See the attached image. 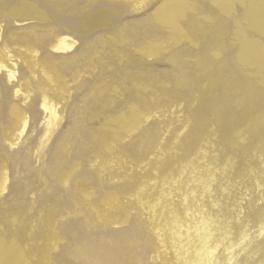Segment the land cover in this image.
<instances>
[{"label": "bare ground", "instance_id": "bare-ground-1", "mask_svg": "<svg viewBox=\"0 0 264 264\" xmlns=\"http://www.w3.org/2000/svg\"><path fill=\"white\" fill-rule=\"evenodd\" d=\"M154 1L0 0V73H5L8 81L5 84L0 76V104L5 101L12 103L11 99L16 97L21 101L8 113L3 136L9 148L15 147V150L6 157L0 148V202L9 201L6 208L0 207L3 212H0V264H144L142 258L131 257L129 246L140 234L136 227L126 237L108 240L104 231L92 228L83 231L71 225L68 228L71 237L63 244L66 223L70 220L64 219L65 213L73 212L74 219L78 220L79 212L83 213L80 206L89 204L94 219L91 218L87 225H94V228L106 227V224L123 226L129 220L124 209L132 210L134 206H141L152 214L151 218L157 217L160 215L158 206L164 204L165 197L172 195L168 188L183 182L187 171L190 173L189 182L194 187L191 193L200 188L201 195L205 196L216 186L220 197L212 200L214 207L220 206L222 198H230L229 184L215 183L216 170L222 167L205 164L200 171L192 166L197 156L207 152L206 145L212 143L211 136L217 135L213 126L202 142L206 127L215 123L220 128L223 125L218 122L228 120L224 137L234 136V141L240 143L246 139L245 129L256 119L261 122L264 119V0H162L147 17L131 21L119 19L126 12L139 13ZM29 20L34 23L28 24L25 33L17 37L15 33H9L12 23L19 25ZM115 24V30L109 31L108 27ZM38 27H41L40 31ZM105 28L107 30L97 38H88L93 32ZM79 41L85 46L78 51ZM45 46L48 54L41 58L39 53ZM134 52L140 58L133 56ZM132 56L135 60L130 64L131 68L129 63H122L124 72L119 84L112 85L108 72H111L115 60H129ZM163 56L173 65V70H152L151 63L158 62ZM18 60L27 68V75H22ZM140 69L149 70L144 72ZM86 72L95 74L96 82L83 95V105L74 102L71 110L73 126L61 136L54 137L64 119L65 108L69 106L72 88L83 87ZM121 85H130L135 93L129 95L128 110L124 107L120 114L105 117L101 127H87L88 103L99 102L107 93L108 98L104 101L108 100L112 90ZM117 93L120 89L116 90ZM120 94L125 95V92ZM162 96L185 100L190 106L197 102L199 106L176 128L170 146L163 148L162 138L155 156L159 160L155 164L160 163L161 166L166 153H172L174 158L177 143L192 126L193 120L196 119L198 124L194 121L193 139L187 142L188 149L180 157L176 154L180 160L176 170L163 177L167 172L163 167L153 166L155 171L152 174L146 172L147 167L136 178L131 174L135 164L128 167L130 155L122 142L136 136L133 145L136 149L146 145L148 139L151 141L152 128L148 129L144 124L155 117H163L174 107V103H169L165 108ZM111 100L114 102L115 97ZM203 103L207 106L202 107ZM27 106L31 109L27 110ZM214 107H217L213 113L216 120L207 122ZM42 112L46 114L45 121L37 126ZM30 123L35 125L34 134L26 137ZM84 136L87 137L85 150L92 147L98 153L94 155L92 169L88 171L80 168L78 156L73 153L74 142L80 140L84 143ZM25 142L27 146L22 147ZM119 146H122L120 152ZM33 162L39 163L37 167L34 168ZM149 164L150 161L141 170ZM116 165L118 169L125 168L126 173L117 176L112 186L118 190L116 194L126 196L116 195L109 199L107 208L101 213L95 205L97 200L94 199V183L91 181L93 171L97 169L100 177ZM12 166H19V171L29 170V174L37 176L27 183L17 180L22 188L13 195V201L9 199L12 194H6L9 188L12 189L10 192L17 189V184L8 185ZM126 176L133 180L119 183ZM115 177L111 176V179ZM35 184L44 185L45 191L37 190ZM157 185L162 187L161 193L152 192ZM70 188H76L80 197H76L79 199L76 209L65 211L71 208V204L63 203L57 195L60 190L69 191ZM32 194L35 195L33 201L28 203ZM189 196L190 188L184 195L189 206L184 211L187 217L183 212L174 217L172 211L171 224L161 219L156 223L151 221V225L145 228L152 232L158 243L157 258H162L165 252L164 264L238 262L235 251L248 236L250 223L259 224V232H264V204L263 208L250 210L243 219L238 218L228 206L217 209L222 216L215 213L211 216L193 210ZM262 196L264 203V194ZM31 212L33 218L27 221L25 215ZM211 219L217 224L215 234L209 229ZM168 229L170 237L166 234ZM213 235L216 240L210 245ZM184 238L188 244H195L192 251L184 245ZM72 243L75 249L71 251ZM58 249L72 254L73 260L58 257ZM169 251L175 254L173 262L166 258ZM243 251L241 264L257 262L259 250L250 248L249 243ZM263 259H259L257 264H263Z\"/></svg>", "mask_w": 264, "mask_h": 264}, {"label": "rangeland", "instance_id": "rangeland-1", "mask_svg": "<svg viewBox=\"0 0 264 264\" xmlns=\"http://www.w3.org/2000/svg\"><path fill=\"white\" fill-rule=\"evenodd\" d=\"M162 2V0H155L152 4H150V7H147L140 11L139 13H132V12H126L123 13L121 16H119V19H123L125 21H131L133 19H139L143 17H147L151 12L155 10V8ZM34 23V21H26L23 23L15 24L12 23L10 28H9V33H15V36L17 37L18 34H23L26 32V27H28V24ZM37 22H44V20H38ZM32 25V24H31ZM43 25V24H40ZM116 24L115 25H110L108 27L109 31L115 30ZM38 30H41V27H38ZM43 30V29H42ZM107 29H101L99 31L93 32L91 35H89L88 38H97L101 32L106 31ZM78 51L80 48H84L85 43L84 42H78L77 44ZM42 47L41 51L39 53V56L41 58L46 57L48 54V48ZM198 49V46H196V50ZM16 52L20 53V50L16 48ZM134 52L133 56H136L137 58H140L139 54H135ZM130 58L129 60H120L116 59L115 64L113 65L111 72H108L109 74V80L111 81L112 85H117L119 84V80L121 77V74L124 72V66L121 65L122 63L130 64L135 60L134 58ZM136 58V59H137ZM62 59V58H61ZM153 66H151L156 72L158 71H172L173 70V65L167 61L166 58L161 57L158 59V62L156 63H151ZM18 66L19 69L22 72V75H27V68L21 63L20 60H18ZM116 67V69H115ZM131 68V66H130ZM81 69V68H80ZM110 70V69H109ZM108 70V71H109ZM136 70V69H132ZM146 72L149 69H140ZM84 73V72H82ZM2 75V79L5 84H8L7 77L5 73H0V76ZM101 75V73H99ZM96 75H90L87 72L84 75V84L83 87L80 88H72V97L70 98L69 101V106L65 108L64 111V119L62 121V124L60 125L59 129L56 131L54 134V137H59L61 134L66 131L67 129L71 128L73 126L72 123V117H71V110L72 106L75 101L78 102V104L83 105L84 102H82V97L84 94H86L89 90V87L94 85L96 82ZM38 78H42L41 76H38ZM42 82L43 79H40ZM71 85H75L72 83ZM120 89V93L122 91L125 92L124 94L116 93V90ZM122 89V90H121ZM116 90H112L110 93V98L106 101L105 98H108V93L104 95L99 102L94 103H88V108L87 112L85 115V119H87L86 124L87 127H101V124L104 121V118L107 116H111V114H120L122 109L125 107L126 110H128L127 106V100L129 99V95L135 94L130 85H121L119 86ZM121 95V96H120ZM115 97V101L112 102V97ZM147 96V94L145 95ZM179 98H170L168 96H162V100H164L165 108H168L166 104L169 103H174V107L171 111H167L166 114L161 117V118H153L147 121L144 126H146L148 129L152 128L151 132V141L146 145H144L142 148H133V145L135 144L137 138L136 136L134 138H126L123 140L122 144L123 146H127L128 148V154L130 155L128 157V160H131V162L128 165L135 164L132 167V172L131 174L133 176H136V178H139L145 171L146 168L148 170L146 171L148 174L154 173V167H159L160 163H156L159 158H155V156L158 154V145L159 142L164 138L162 141L163 148H167L168 146L171 145L173 142V134L176 128H178L181 123L184 121L186 117H190L191 115L194 114V109H197L199 104L195 102L193 106H190L189 103L185 102V100H178ZM109 100L110 103L109 104ZM12 103H9L8 101H5L3 104H0V143L2 146H0L1 153L9 157L13 154V151L15 150V147L10 149L8 146V143L5 142L3 136H4V129L5 126H7V120H8V113L10 111H13L16 106H19L21 104V101L19 100L18 97L11 99ZM181 103V105H177ZM170 105V104H169ZM207 105L205 103L202 104V107H206ZM40 107V105H39ZM31 106H27V110H30ZM41 110V109H39ZM214 111H217V107H214L213 111H211V115L208 116V119L206 120L207 122L210 120H216V116ZM45 113H41L38 121H37V126L42 125L44 123V117ZM181 117H180V116ZM194 121L195 124H198V122L193 120L192 126H190L187 130V132L184 134L182 140L177 143L178 150L174 152L175 156L172 158V153H166L165 154V159L162 160L160 168L163 167V169H166L167 172L163 175H170V173L174 170L177 169L179 166L180 160H177V156L180 157L187 149V142L193 139V132H192V127H194ZM228 120H220L218 124L223 125L217 127V125H212L206 127L205 133L202 137V142L205 136L209 132H211V129L216 128V137L213 135L212 137V143L206 145L207 147V152L205 154H202L200 156H197L194 159V163L192 168L197 167L201 171L204 167L205 164H212L213 166H219L222 167V169L216 170V181L215 183H226L229 184L228 188L231 192L230 198L224 199L220 201V206L219 207H214L212 200L213 199H218L220 197V191L218 188L212 187V190L208 193L205 194V196H202L201 193L202 191L200 188H195V193H191V191L194 189L193 185L191 182H189V176L190 173L188 171L185 173L183 182H180L178 184H173L171 185L168 189L169 191L172 192L171 196H167L164 198V204L161 206H158V213L160 214L157 217L151 218L152 214L148 213L145 211L141 206H134L132 210L124 209L129 215V220L126 224L123 226H114L113 224H106L105 226H99L98 228H94L92 226H88L87 222L91 220V218L94 219V214L93 211L91 210V206L89 204H86L85 206L82 207L80 206V209H82L83 213L79 212L80 218L78 220L74 219V213H65V218H70V220L66 223L65 227V233L63 236L65 239L63 240V244L67 243L69 238L71 237V234L68 232V228L71 225H76L80 228L85 230H90L92 229H99L101 231H104L105 237L109 240L113 238L114 240H118L120 238L126 237L129 234L133 233V228H138L140 230L139 236L133 241L129 247H131V257L138 259L142 258L144 264H164L163 263V257L165 255V252L162 253V258L158 257L157 255L159 253V249L157 247V241L154 239V235L152 234L151 231L145 230L146 226L148 224L151 225V221L154 223L160 221L163 219L164 222H168L171 224L172 221V215L171 212H174V217H176L179 212H183L189 208L187 203L184 201V195L187 191V189L190 188V196L188 197V201L190 204L193 206V210H197L198 213L202 214H219L222 216V213L218 211L220 207L223 206H228L232 210V212L238 216V218H244V215L247 214L250 210L254 209L255 207H260L263 208V194H264V119L261 122L259 119H256L255 123L252 124L249 127H242V129L246 130L245 137L246 139L243 142H235L234 141V136H231L230 138H225L224 136L227 134L226 130V123ZM35 125H32V123L29 124L27 131L25 133L26 137H31L34 132H33V127ZM199 125H197L198 127ZM203 124L200 125L202 128ZM170 130V132H166L167 130ZM200 129V128H199ZM220 129V130H219ZM84 143H82L80 140L77 142H74V150L73 153L78 156V161L77 163L80 164V168L82 170L88 171L92 169L91 163L92 160H94V155H98V153L95 151L94 148L89 147L88 150H85V143L87 142V137L84 136L83 138ZM27 143L25 142L22 147H26ZM122 148V146H121ZM120 146L118 148V152L121 150ZM37 149V147H35ZM168 151V149H167ZM124 155V152L121 153V156ZM127 156H124V159H126ZM232 159V163H229V160ZM10 159H8L9 161ZM182 160V159H181ZM148 161H150L151 164L145 166L144 169L141 170V167H143ZM176 161V162H175ZM172 162H175L172 164ZM184 163V162H183ZM39 163L33 162L32 165L37 167ZM19 166H12L11 170H9V182L8 185L9 187H12L14 185L17 186L16 192H13L8 189L6 191L7 195L12 194L11 197H9L10 200L13 201V195L16 193L20 192V189L22 186H19L18 182L19 180L22 182H29L30 178L33 180L36 179L37 176H33V174H29V170H21L19 171ZM140 167V168H139ZM224 167H227L226 169L223 170ZM253 168V170H252ZM190 171V170H189ZM21 172V173H20ZM126 170L124 169H118V166L116 165L112 171L108 172H103L102 175L99 177L97 174V169H94L93 171V179L91 180L94 183V191H95V197L94 199L97 200V204H95L97 207H99V210L101 213L104 212V210L107 208L108 200L111 199L112 197L120 196L124 197L126 194L118 193V190L112 186L113 183L117 181V176L121 174H125ZM111 176H116L115 179H111ZM18 180V182H17ZM133 179L129 178L128 176L121 178L119 181H131ZM55 185H58L57 182L54 183ZM35 187L37 190H44L45 191V186L42 185L40 186L39 184H35ZM40 188V189H39ZM161 186H158L155 189H152V192L154 193H161ZM61 193L57 195V197H61L62 202H69L71 204L70 209H65V211H70L74 210L77 208V201L79 199H76V197H80L79 194L77 193L76 188H70L69 191H64L60 190ZM64 195V196H63ZM35 195L32 194L31 198H28V203L30 201H33V197ZM63 196V197H62ZM56 198V197H55ZM4 202V200H2ZM7 203H1L0 202V207L1 208H6L8 206ZM165 205H168L167 208H164ZM123 211V212H124ZM3 213L2 211H0ZM3 215V214H2ZM6 215H8V212H6ZM184 216L186 214L184 213ZM3 217V216H2ZM4 218V217H3ZM8 218V217H6ZM33 218V212L25 215V219L27 221H30ZM189 218V217H188ZM264 219V215L262 216ZM261 218V219H262ZM58 223V222H57ZM216 222L213 221V219L210 220L209 222V229L212 231L213 234L216 233ZM259 224H252L250 223L249 229L247 231L248 236L246 237L245 241L243 240L241 242L240 246H237V249L235 251V255L238 257V262L233 261L230 264H241L243 262V256L242 253L243 248L247 247L248 244L250 243V248L253 250H259L257 251L256 259L258 263L259 259L264 258V232H259ZM5 228L8 229L9 226L8 224L5 225ZM108 228V229H107ZM113 228H117V230H113ZM167 236L170 237V229L167 230L166 232ZM92 235L91 237H93ZM211 241L209 244H214L216 237L214 235L211 237ZM184 245L186 247H189L190 251L194 249V243H187V239L184 238ZM71 251L75 249V245L72 243L70 245ZM185 250V247L183 248V251ZM57 255L58 257H64L67 260L72 261V254L67 253L65 250L58 249L57 250ZM174 252H170L166 255V258L168 261H175L174 258ZM121 257H124L122 255ZM264 264V259L263 262ZM225 264V263H222Z\"/></svg>", "mask_w": 264, "mask_h": 264}]
</instances>
